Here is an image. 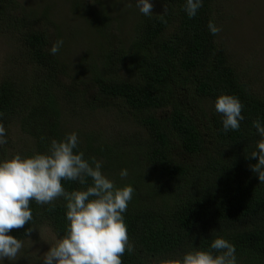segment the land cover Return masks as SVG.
<instances>
[{
	"label": "trees",
	"instance_id": "16d2710c",
	"mask_svg": "<svg viewBox=\"0 0 264 264\" xmlns=\"http://www.w3.org/2000/svg\"><path fill=\"white\" fill-rule=\"evenodd\" d=\"M214 1L204 0L192 18L184 11L186 0H151V16L134 5L131 30L124 36L105 32L106 40L102 33L103 46L83 51L87 57L78 74L67 69L60 53L49 52L59 31L48 8L40 14L16 0H0L3 34L22 52L18 64L26 63L16 76L0 79V123L6 136L12 126L21 135L9 153L7 139L0 159L45 153L52 139L73 132L60 109L68 115L116 109L145 131L136 146L126 133L119 135L120 145L111 133L107 142L93 132L78 136L79 150L102 161L103 172L114 164L136 172L133 180L116 184L134 188L124 213L132 250L126 249L122 264H180L185 252L209 250L217 237L235 245L237 264H264V182L252 171L257 159L250 156L261 140L253 121L264 123V89L255 78L247 80L248 72L232 64L209 31V22L216 23ZM75 4L91 12L98 27L114 22L101 2ZM221 94L243 105L238 130L222 129L214 108ZM62 185L69 192L83 187ZM65 204L63 198L47 205L31 201L33 220L9 234L24 240L35 228L48 227L62 237Z\"/></svg>",
	"mask_w": 264,
	"mask_h": 264
},
{
	"label": "clouds",
	"instance_id": "9594fccd",
	"mask_svg": "<svg viewBox=\"0 0 264 264\" xmlns=\"http://www.w3.org/2000/svg\"><path fill=\"white\" fill-rule=\"evenodd\" d=\"M203 2L186 0V15L195 17ZM136 7L144 16L153 15L151 0H136ZM208 29L213 35L221 31L211 21ZM63 45V39H57L49 49L50 54L59 53ZM214 108L222 115L224 132L240 128L244 116L238 97L221 94ZM253 127L261 140L250 153L257 159L252 171L264 182V123L253 121ZM7 143L6 129L0 123V147ZM79 144L78 134L71 132L61 140L52 139L45 153L31 156L16 153L0 159V264L5 259L15 261L22 251L23 241L9 232L24 228L33 220L30 208L33 200L39 205L51 204L58 198L66 202V232L44 254L42 264H122L126 249L132 250L124 213L134 188L131 184L117 186L102 171L103 162L94 157L85 158ZM119 175L127 177V169H121ZM62 181H73L83 187L69 192ZM30 232L31 228L26 229L25 235ZM180 264H237L236 247L229 240L217 237L211 241L209 250L185 252Z\"/></svg>",
	"mask_w": 264,
	"mask_h": 264
},
{
	"label": "rangeland",
	"instance_id": "374dc122",
	"mask_svg": "<svg viewBox=\"0 0 264 264\" xmlns=\"http://www.w3.org/2000/svg\"><path fill=\"white\" fill-rule=\"evenodd\" d=\"M16 1L26 11L30 12L41 14L44 11L43 8H48L45 11L48 16H51L50 19L59 31L58 39L64 41L59 52L61 61L67 69L78 74L81 72L80 69H83L85 63L82 62L87 57L83 56V51L88 47L99 48L103 46L100 45L103 44L102 33L106 40L105 32L112 34L113 31L117 30L124 36L131 30L133 27L131 11L136 5L135 0H85L88 7H99L98 3H103L100 8H103L104 12L113 19L114 22L107 26L103 25L102 28L96 26V23L98 24L96 19L91 20L94 18L91 12L76 6L75 0ZM213 14L216 18L215 24L221 29L217 34V43L222 45L227 56L231 58L232 64H237V68L241 67V70L245 69L244 71L248 72L247 80L255 78L257 87L264 89V0H215ZM91 22L93 25H89ZM2 29L3 27L0 25V79L4 74L16 76L15 71H20L22 68L26 69V63L18 64V57L22 55V52H18V45L7 33L3 34ZM83 57L84 60L80 63ZM15 58L17 60L12 65L10 62ZM60 110L63 113L67 112V127L73 132L79 133L78 136L93 132L107 142L110 140L109 135L111 133L115 145H120L117 143L121 137L119 135L126 133L129 138L134 139L135 146L138 141L143 142L146 138L145 131L134 119L128 115L124 116L116 109L77 112L69 115L67 109L66 111ZM18 133L16 126L10 128L7 136L11 142L7 148L8 153L14 148L13 143L16 145L17 140L19 138L21 140V135ZM121 169H127V177H120ZM104 174L117 185H120L123 182L133 180L136 172L126 165L114 164L111 168H107ZM57 239L58 237L50 228L37 227L28 238L22 240L24 247L17 259L11 262L5 259L4 264H42L41 260L44 254L55 245Z\"/></svg>",
	"mask_w": 264,
	"mask_h": 264
}]
</instances>
